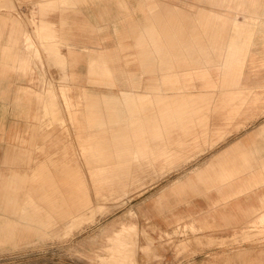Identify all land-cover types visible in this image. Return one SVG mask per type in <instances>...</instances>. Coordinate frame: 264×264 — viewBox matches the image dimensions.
Wrapping results in <instances>:
<instances>
[{
  "label": "crops",
  "instance_id": "crops-1",
  "mask_svg": "<svg viewBox=\"0 0 264 264\" xmlns=\"http://www.w3.org/2000/svg\"><path fill=\"white\" fill-rule=\"evenodd\" d=\"M202 1L208 7L197 5L195 8L192 1L184 2V7L178 0H43L41 12L45 13L52 6L61 8L45 16V21L52 25L48 36H53L58 44L50 41L43 46L35 31L22 24L19 29L3 30L0 45V247L20 244L26 223L28 236L32 228L40 237L51 233L53 227L64 221L69 224L66 232L80 226L85 209L97 210L96 205L91 206L93 199L87 192L88 178L80 177L84 172L97 175L92 178L96 192L106 198H121L140 185L142 172L149 169L157 175L158 169L163 171L162 166L177 164L180 167L172 173L166 187L155 189L156 210L160 207V198L162 201V210L156 219L161 227L168 228L177 219L189 216L204 235L219 238L238 234L259 224L260 220L264 222L261 215L264 214V109L258 110L264 106L258 103L264 101V93L244 94L241 87L245 85L240 79L249 40L245 37L233 40L227 28L230 24L241 32L247 24L243 21L251 20L250 17L255 21L264 18L260 13L240 15L211 9L214 1ZM223 2L227 7L243 6L264 12V0ZM218 5L220 7L221 2ZM67 7L73 8L63 12ZM228 21L231 23L227 24ZM40 26V34L44 36L45 24ZM10 30L13 45L9 51L6 47ZM28 35L37 44L34 48L27 45ZM213 45L223 46L217 50V58L211 56ZM211 61L220 68V89L215 93L211 89L216 84L210 71ZM67 67L74 78L69 86H74L86 69L90 77H99L107 85L124 79L118 92L82 90L100 97L95 112L85 111L82 104L71 113L76 136L96 135L91 141L80 138V150L92 151L84 157L109 161L78 162L72 158L67 161V152H59L58 161L51 162L49 175L41 176L45 173L43 169L34 177L35 150L22 145L18 138L29 139L33 133L51 132L44 116L49 105L45 104L51 100L62 101L61 89L68 85L62 80V68ZM131 69H138L137 75L133 74L137 78L135 84H131L134 82L130 79L131 73H135ZM194 78L204 79L202 84L205 82L209 90L187 92ZM50 85L54 92L49 90ZM228 91L236 95L235 100L243 102L238 109L226 103L206 109V102L221 101V93ZM72 94L75 95H70L72 100L85 99L79 92ZM107 97L114 100L113 111ZM85 100L86 103L88 99ZM166 100L189 102L188 116L176 113L182 104L172 105L165 103ZM194 102L204 103V110L198 114L207 118L202 126H193L194 111L200 108ZM228 109L237 111L228 115ZM106 111L113 112L114 118L104 117ZM59 112L61 118V105ZM95 114L99 123L92 125L89 121L91 126L86 130L85 119ZM133 119L140 124H133ZM121 123L124 124L116 125ZM54 132L65 133V129L60 125ZM48 136L57 145L53 150L74 149L64 136ZM119 149L124 151V161H110L116 158L115 150ZM138 150L140 152L132 153ZM159 163L161 167L156 166ZM116 164L145 167H129L128 176H124L128 172L126 168L102 167ZM26 175L27 179L32 176L28 186L24 184ZM132 223L122 222L111 231L105 229L103 249L107 254L109 248L116 245L118 235L132 229ZM125 245H130L128 239ZM253 249L254 243H251L235 251L223 250L215 257L199 254L184 264H264V250ZM108 259L110 262V255Z\"/></svg>",
  "mask_w": 264,
  "mask_h": 264
},
{
  "label": "rangeland",
  "instance_id": "rangeland-1",
  "mask_svg": "<svg viewBox=\"0 0 264 264\" xmlns=\"http://www.w3.org/2000/svg\"><path fill=\"white\" fill-rule=\"evenodd\" d=\"M170 1V0H169ZM180 4L184 7V2L192 1L195 8L205 6L202 0H178ZM215 3H211V9H219L220 11H224L227 13H260L263 15L264 12H255L250 9L243 8V6H239L237 8H233L231 6L227 7L226 3L224 4L223 0H212ZM0 20L2 21V29L0 30V45L2 44V34L3 30L7 27L12 28H20L21 24L26 28H32L37 34V40L45 46V43L48 45L52 42H56L54 37L48 36V31L52 28V25L45 21V16L49 14L50 11L61 10L58 6L48 7L47 10L41 12V7L43 0H1L0 1ZM221 5L219 7V3ZM198 5V6H197ZM2 6V7H1ZM75 7V6H74ZM208 7V6H205ZM69 8L67 7L63 9L66 11ZM241 15V14H240ZM229 16V15H228ZM243 17V16H242ZM251 20L243 21L247 24L244 25V29L241 32H238L239 29L232 28L230 26L231 21H228V30L230 34H233V40L242 37H245L249 40L247 44L246 51V59L243 62V68L241 73V81L244 87H241L245 90V93L250 92H259L264 93V19L255 21L253 17ZM14 19V20H13ZM17 20V21H16ZM213 23V21H212ZM40 24H45V35L42 36L40 34L39 29H41ZM237 27V26H236ZM238 28V27H237ZM169 34V32H167ZM241 33V36H237ZM12 32L10 30V36L7 42V49L11 50V45H13V36H11ZM227 37L229 40L230 37ZM172 37V36H171ZM184 37V36H183ZM173 39V38H172ZM175 39V38H174ZM28 47L34 48L37 44L33 40L32 36H27ZM58 44V42H56ZM223 47L218 45L211 46V56L217 58L215 54L219 48ZM176 49V47H173ZM7 54V53H6ZM10 56V54H8ZM214 62L217 60H213ZM210 64V62H208ZM211 61L210 71L214 78L216 84L211 86L213 93L216 91L219 92L218 86V71L220 70L219 65H216ZM62 65V64H61ZM63 66V65H62ZM176 68V67H175ZM68 69V70H67ZM62 68L63 77L62 80L66 82L65 87L61 89V97L62 101L60 103L55 102L54 100L49 101V103L45 104V106L49 105V110L45 109V118L47 119L48 126H50L51 132H41V133H33L29 137V139L18 138V141L22 143V145L33 147L35 150L36 157V166H35V176L39 175V170H45V173L40 174L41 176H48V169L51 167L52 161H58L57 153L67 152L68 156L66 158L67 161H70L71 158L75 161L88 162V161H99L105 162L109 161L107 159H87L84 154H88L92 152L91 150H80V138L83 141H91L93 137L96 135H92L90 133H82L76 136L75 126L71 120V113L82 106V109L85 111H94V107L97 106L99 98L93 97L91 94H87L82 90H95V91H115L118 92L121 83H123L122 79L118 84L115 85H107L102 83L98 77H90L87 73V69L83 70L84 74L79 78L78 82L72 86L69 83L74 80L72 75L69 72V68ZM174 70V69H173ZM65 71L68 73L64 74ZM128 71V70H127ZM131 73L132 78L131 81H134L131 84H135L137 78L134 75H137L138 69L132 70ZM135 77V78H134ZM204 80V79H203ZM199 78H194L193 84L187 90V92H198L200 90H207V86L202 84V81ZM70 81V82H69ZM76 86V87H75ZM209 86V85H208ZM77 87L79 88L77 90ZM51 92H54L53 85H50ZM209 90V89H208ZM207 90V91H208ZM48 91V90H47ZM49 91V92H50ZM81 97L88 99L85 103V99L81 98V100H72L71 98L75 96L72 93H78ZM83 92V93H81ZM68 93V97L66 99V94ZM70 93V94H69ZM212 93V94H213ZM244 94L242 95L244 97ZM72 97H71V96ZM53 96V95H52ZM222 100L221 101H211L210 103L206 102V109L208 106L211 109L218 108L217 105L221 103H226L228 105L238 106V109L242 101L235 100L236 95L234 93L222 92L221 93ZM212 98V95H211ZM107 103L111 111H113L114 100L113 98L107 97ZM78 102V103H77ZM165 103H172L169 100L164 101ZM178 104H182L183 106L179 107L178 110H175L178 115L181 117H187L188 111L187 104L189 102H173ZM172 103V105H173ZM195 103V102H194ZM264 105V101L258 102ZM200 108L194 111L193 117V126L197 124L201 125L205 123L204 121L207 119L203 117L202 114L199 116L200 111H203V102L195 103ZM60 105L61 110L63 112L62 117L60 118ZM185 105V106H184ZM108 108V106H107ZM74 109V110H73ZM264 109V106L259 107L258 110ZM64 110H66L64 114ZM108 110V109H107ZM237 110L231 111L228 109V115H234ZM95 112V111H94ZM103 115L106 117L110 115L111 118H114V113L110 112V114ZM118 113V112H117ZM263 113V112H262ZM155 115V114H154ZM103 118V117H102ZM85 128L87 126H91L89 121L93 123L92 125H96L99 123V118L95 114L93 117L90 116L85 119ZM89 124V125H88ZM115 124V123H111ZM116 124V125H123ZM133 124H140L139 120L133 119ZM150 125H156L151 124ZM62 125L65 129V133L54 132L56 129ZM164 126H175V125H164ZM35 134L39 135L38 137ZM48 134H59L60 136L66 134L64 138L72 142L74 149L67 150H53L57 147L52 140H50ZM61 136V137H63ZM123 136V135H117ZM182 136V135H180ZM187 136V135H183ZM71 145V144H69ZM28 147V148H29ZM24 149V148H21ZM19 150V149H17ZM138 151H132V153H138ZM148 152V151H147ZM50 153V155H47ZM124 151L122 149L115 150L116 158L110 161H115L116 163L122 162ZM74 155L75 157H73ZM102 155V154H101ZM33 162V161H32ZM35 162V161H34ZM33 162V164H34ZM32 164V163H31ZM83 167H87L88 165L82 164ZM111 166H119L126 168L127 171L129 167L137 168V167H145L140 165H103L102 167H111ZM147 166H155V165H147ZM157 167H161L160 163L156 165ZM28 167V166H27ZM82 167V166H81ZM163 171H157V175L150 173L148 170L142 172V179L140 180V185L137 187H133L126 197H114V198H106L96 192L94 185L92 184V178L97 177V175L90 172H84L80 177L88 178V183H90L88 194L93 199V204L91 206L96 205V211H90V209H85L83 211L84 215L81 219L83 222L77 228L71 229L66 232V227L69 226L67 221L61 222L52 228L53 231L48 233L44 237H40L36 233V229L30 228V236H28V230L26 223L23 234L20 237L21 243L13 246H4L0 247V264H125V260H127L128 264H184L185 261L192 260L199 254L208 255L207 257H215L222 252L223 250L231 252L239 249L240 247H244L245 245L254 243V249H262L264 250V222L261 220L259 224H255L253 227L242 230L238 234H232L231 236L226 237H211L203 234V230L201 227L195 226L194 221L189 216H183L173 223L169 225L168 228L161 227L157 222V216L160 215L161 209V198L159 200V208L156 210L155 205V189L163 186L166 187V184L170 182L172 178V173L178 170L179 165H164L162 166ZM130 172L124 173V176H128ZM92 174V175H91ZM26 179L24 180L25 186H28L31 183L32 176L27 179V175L23 176ZM29 177V176H28ZM28 184V185H27ZM166 197V196H164ZM170 200V198L168 197ZM166 200V199H164ZM30 206V205H29ZM103 207V209L100 208ZM169 207V206H168ZM31 208V206H30ZM264 216V214H261ZM122 222H133L134 225L132 229L129 231H122L118 237L115 246H112L107 251L103 249V245L106 244L105 239V229L107 231H111L113 229L119 228ZM32 226V222L30 223ZM29 226V227H30ZM202 230V231H201ZM106 231V232H107ZM34 234V235H33ZM128 239V243L125 245V242ZM248 243V244H247ZM253 249V250H254ZM250 250V249H249ZM251 252V251H250ZM107 254V255H106ZM106 255V256H105ZM110 255V262L109 257ZM104 256V257H103ZM115 259V260H114ZM115 261V262H114Z\"/></svg>",
  "mask_w": 264,
  "mask_h": 264
},
{
  "label": "bare ground",
  "instance_id": "bare-ground-1",
  "mask_svg": "<svg viewBox=\"0 0 264 264\" xmlns=\"http://www.w3.org/2000/svg\"><path fill=\"white\" fill-rule=\"evenodd\" d=\"M1 1V0H0ZM1 3V2H0ZM2 7V6H1ZM14 20V19H13ZM17 21V20H16ZM35 225V224H34Z\"/></svg>",
  "mask_w": 264,
  "mask_h": 264
}]
</instances>
